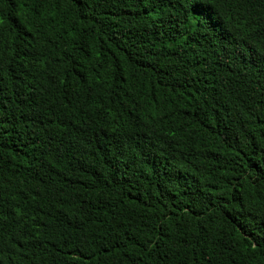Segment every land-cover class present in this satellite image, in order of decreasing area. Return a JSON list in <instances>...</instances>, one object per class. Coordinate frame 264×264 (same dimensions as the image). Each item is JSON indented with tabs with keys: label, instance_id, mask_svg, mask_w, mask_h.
<instances>
[{
	"label": "trees",
	"instance_id": "trees-1",
	"mask_svg": "<svg viewBox=\"0 0 264 264\" xmlns=\"http://www.w3.org/2000/svg\"><path fill=\"white\" fill-rule=\"evenodd\" d=\"M0 264H264V0H0Z\"/></svg>",
	"mask_w": 264,
	"mask_h": 264
}]
</instances>
